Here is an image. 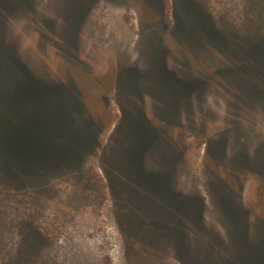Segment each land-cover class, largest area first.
Returning a JSON list of instances; mask_svg holds the SVG:
<instances>
[{
  "label": "rangeland",
  "instance_id": "374dc122",
  "mask_svg": "<svg viewBox=\"0 0 264 264\" xmlns=\"http://www.w3.org/2000/svg\"><path fill=\"white\" fill-rule=\"evenodd\" d=\"M0 264H264V0H0Z\"/></svg>",
  "mask_w": 264,
  "mask_h": 264
}]
</instances>
